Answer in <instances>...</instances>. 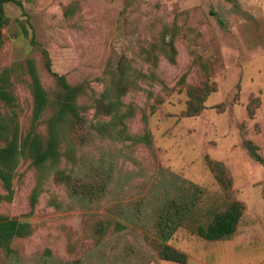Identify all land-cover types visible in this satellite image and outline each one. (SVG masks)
<instances>
[{
    "label": "rangeland",
    "instance_id": "1",
    "mask_svg": "<svg viewBox=\"0 0 264 264\" xmlns=\"http://www.w3.org/2000/svg\"><path fill=\"white\" fill-rule=\"evenodd\" d=\"M21 1L0 18V73L12 68L16 97L12 108L0 103L10 129L47 134L54 107L33 122L25 65L36 60L54 96L42 48L84 90V123L62 130L59 162L22 158L10 197L0 183V215L31 226L0 248V264H178L156 248L174 199L192 208L167 243L187 264H264V0ZM233 201L243 205L233 238L190 229Z\"/></svg>",
    "mask_w": 264,
    "mask_h": 264
},
{
    "label": "trees",
    "instance_id": "2",
    "mask_svg": "<svg viewBox=\"0 0 264 264\" xmlns=\"http://www.w3.org/2000/svg\"><path fill=\"white\" fill-rule=\"evenodd\" d=\"M7 3H14L21 9L24 8L21 0H0V18L5 15L3 7ZM1 25L2 23H0ZM42 54L47 72L53 78L56 86L54 96H50V93L45 88L36 60L28 58L25 61V65L30 77V91L34 102L33 122H41L49 107L51 105L54 107V113L46 118V136L41 137L37 131L29 132L24 137L19 136L17 126H14L13 130L10 129L11 124L6 114L2 112L0 104V139L5 142L3 146H0V183L7 189V197H10L12 194L14 172L22 158L32 159L33 164L37 167H42L47 163L59 162L62 153V130L67 124L82 126V123H84V119L80 114L81 106L79 104V98L84 93V90L80 85L70 84L66 76L60 75L52 69L51 57L46 48H42ZM170 60L171 62H175L173 56ZM11 72L12 68L9 67L0 73V103L10 108L14 106L16 100V97L9 90L12 88L9 82ZM118 102L119 100L115 104L113 102L110 103L108 108L104 109V115L112 114L113 107H116ZM201 107L203 108L202 105H198L195 109L192 108L194 109V113H190V115L199 113L202 109ZM100 125L102 128H99V133H107V122L100 123ZM118 132L122 135L125 130ZM133 139L136 140V138ZM251 155L261 160L260 156L255 153V149L251 150ZM213 164L215 166L218 165V163ZM223 173L222 170H219L216 174L219 180H222ZM58 177L63 180L65 177L64 173L58 172ZM189 206L188 202L176 199L164 206V211L159 216L160 220H158L157 224L158 243H156V248L160 259L178 264H187L188 256L167 243L174 232L183 225L182 221L187 219L189 215L191 216L192 208ZM242 214V203L233 201L224 211L214 213L208 224H197L190 226V229L207 241L229 240L236 234ZM30 231L31 226L28 222L0 215V248L10 251L12 241L16 238L27 236Z\"/></svg>",
    "mask_w": 264,
    "mask_h": 264
}]
</instances>
